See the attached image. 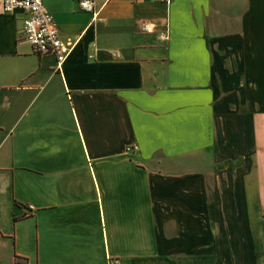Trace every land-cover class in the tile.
Segmentation results:
<instances>
[{
  "label": "crops",
  "instance_id": "0c3cea01",
  "mask_svg": "<svg viewBox=\"0 0 264 264\" xmlns=\"http://www.w3.org/2000/svg\"><path fill=\"white\" fill-rule=\"evenodd\" d=\"M44 4L61 67L0 13V264H264V0Z\"/></svg>",
  "mask_w": 264,
  "mask_h": 264
},
{
  "label": "built area",
  "instance_id": "2783aa9c",
  "mask_svg": "<svg viewBox=\"0 0 264 264\" xmlns=\"http://www.w3.org/2000/svg\"><path fill=\"white\" fill-rule=\"evenodd\" d=\"M170 3L172 0H159ZM80 7L86 11H92L94 17L98 13L94 11L95 0H78ZM21 8L26 12L23 22V36L31 44L34 52L38 54L52 53L57 60V66L61 67L75 46V42L64 38L58 28L54 16L47 10L44 0H0V13ZM149 30L151 25L145 24ZM161 39H167V32H160ZM133 145L128 150H133ZM32 208V206H30ZM109 264H122L119 258L111 257Z\"/></svg>",
  "mask_w": 264,
  "mask_h": 264
},
{
  "label": "rangeland",
  "instance_id": "374dc122",
  "mask_svg": "<svg viewBox=\"0 0 264 264\" xmlns=\"http://www.w3.org/2000/svg\"><path fill=\"white\" fill-rule=\"evenodd\" d=\"M224 10H225L226 12H228V9L224 8ZM230 25H231L230 23L225 24V25H224V24H220L219 27H220L221 29L224 30V29H228V27H229ZM232 26H233V25H232ZM232 26H231V27H232Z\"/></svg>",
  "mask_w": 264,
  "mask_h": 264
}]
</instances>
